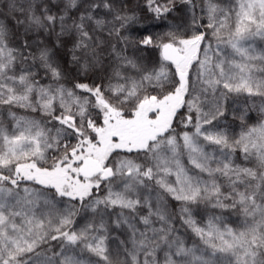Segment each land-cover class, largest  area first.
Instances as JSON below:
<instances>
[{
  "label": "snow or ice",
  "instance_id": "obj_1",
  "mask_svg": "<svg viewBox=\"0 0 264 264\" xmlns=\"http://www.w3.org/2000/svg\"><path fill=\"white\" fill-rule=\"evenodd\" d=\"M257 41L264 0H0V264H264Z\"/></svg>",
  "mask_w": 264,
  "mask_h": 264
},
{
  "label": "trees",
  "instance_id": "obj_2",
  "mask_svg": "<svg viewBox=\"0 0 264 264\" xmlns=\"http://www.w3.org/2000/svg\"><path fill=\"white\" fill-rule=\"evenodd\" d=\"M198 2H200V0H198ZM259 48L260 47H258V49ZM261 103H264V101H262L261 98H259V97L249 98L247 100V102H245V98L242 96V97H240L239 103L236 105V107H248L249 108L248 115L254 118L252 123H255L256 119H258L260 116L259 107H260ZM225 123L227 126L233 128V129H235V127H236L235 124L233 123L232 117H229ZM237 131H238V129H237ZM208 214H210V212ZM196 219L199 222L201 220V217L198 216V217H196ZM177 228H180L181 232L184 233V236H183L184 239H186V240L189 239V237H190L189 232H185V230L183 228H181V226L179 224H177ZM191 238L195 239V237H191Z\"/></svg>",
  "mask_w": 264,
  "mask_h": 264
},
{
  "label": "rangeland",
  "instance_id": "obj_3",
  "mask_svg": "<svg viewBox=\"0 0 264 264\" xmlns=\"http://www.w3.org/2000/svg\"><path fill=\"white\" fill-rule=\"evenodd\" d=\"M261 46H264V42L257 41V48H258V47H261Z\"/></svg>",
  "mask_w": 264,
  "mask_h": 264
}]
</instances>
